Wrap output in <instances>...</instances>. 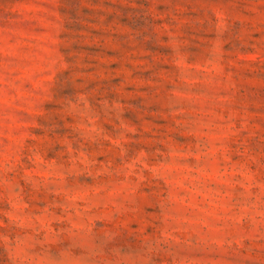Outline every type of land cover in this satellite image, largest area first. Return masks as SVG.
Segmentation results:
<instances>
[{
    "label": "rangeland",
    "instance_id": "1",
    "mask_svg": "<svg viewBox=\"0 0 264 264\" xmlns=\"http://www.w3.org/2000/svg\"><path fill=\"white\" fill-rule=\"evenodd\" d=\"M0 264H264V0H0Z\"/></svg>",
    "mask_w": 264,
    "mask_h": 264
}]
</instances>
